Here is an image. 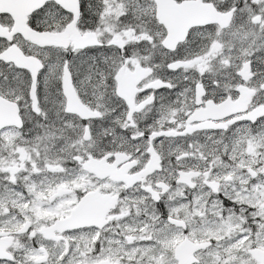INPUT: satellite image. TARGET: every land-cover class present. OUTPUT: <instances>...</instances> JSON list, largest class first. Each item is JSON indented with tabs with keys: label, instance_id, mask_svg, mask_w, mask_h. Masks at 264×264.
<instances>
[{
	"label": "flooded vegetation",
	"instance_id": "1",
	"mask_svg": "<svg viewBox=\"0 0 264 264\" xmlns=\"http://www.w3.org/2000/svg\"><path fill=\"white\" fill-rule=\"evenodd\" d=\"M76 5L0 15V264H264V0Z\"/></svg>",
	"mask_w": 264,
	"mask_h": 264
},
{
	"label": "water",
	"instance_id": "2",
	"mask_svg": "<svg viewBox=\"0 0 264 264\" xmlns=\"http://www.w3.org/2000/svg\"><path fill=\"white\" fill-rule=\"evenodd\" d=\"M46 1L50 0H0V14L8 13L15 20L14 31L10 34L20 33L26 39L31 40L32 42L39 43L41 45H53L56 44L57 35L50 33H37L26 27V16L32 11L38 9ZM55 2L62 5L75 14L78 13L77 10V0H54ZM11 54V55H9ZM16 56V57H15ZM1 59L5 61H12L17 67L31 69L32 74L35 76L37 71L41 68L38 59L34 57H25L22 51L15 46L9 48L1 56ZM65 82L71 85L70 75L65 72L64 74ZM66 93L69 95L71 93L70 89H65ZM12 107L9 112H6L5 105ZM8 113V114H7ZM8 126H20V118L18 116V108L16 104L7 103L5 100L0 98V129Z\"/></svg>",
	"mask_w": 264,
	"mask_h": 264
},
{
	"label": "rangeland",
	"instance_id": "3",
	"mask_svg": "<svg viewBox=\"0 0 264 264\" xmlns=\"http://www.w3.org/2000/svg\"><path fill=\"white\" fill-rule=\"evenodd\" d=\"M53 8V10H55V8L54 7H52ZM51 9L49 8V11H50ZM51 11L50 13L51 14H53V15H55V11ZM17 43H18V45L23 49L25 46H26V44L23 42V41H21V40H17ZM54 52L55 51H48L47 52V56H48V58L49 57H53V56H56L55 54H54ZM14 94H17L18 92H17V90H15V92H13ZM22 142L24 141V143H28V144H30V145H33V148L34 149H36V150H39L40 149V147L38 148L37 146V143H36V141H27V140H21ZM51 145L53 146L54 145V143L52 142L51 143ZM6 147H11L9 144H7L6 146H3V144H1L0 145V153H2L3 151H6V152H9L10 154H14V152H15V149H14V147L11 149V150H7V149H5ZM25 153H27V152H25ZM34 156H37V152H36V155H34ZM31 159V161H32V158H30ZM55 160V159H54ZM0 163H3V159H1V157H0Z\"/></svg>",
	"mask_w": 264,
	"mask_h": 264
}]
</instances>
